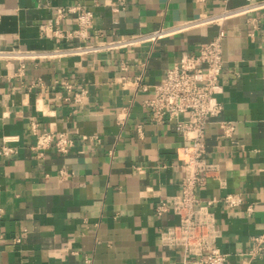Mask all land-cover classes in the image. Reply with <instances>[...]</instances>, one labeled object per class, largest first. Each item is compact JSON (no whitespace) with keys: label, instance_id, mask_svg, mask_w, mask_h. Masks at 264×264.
Here are the masks:
<instances>
[{"label":"crops","instance_id":"obj_1","mask_svg":"<svg viewBox=\"0 0 264 264\" xmlns=\"http://www.w3.org/2000/svg\"><path fill=\"white\" fill-rule=\"evenodd\" d=\"M76 3L94 11L88 39L42 33L59 7ZM245 3L0 0V48L47 50L148 33ZM61 26L76 27L75 14ZM224 27L223 111L206 134L220 179L209 177L198 196L202 203L216 199L210 209L226 264H264V256L248 254L252 236L264 234V8L231 16ZM219 28L206 23L156 42L81 55L0 58V264H192L182 247L161 240V229L177 216L156 211L161 199L181 192L186 141L172 123L153 122L145 100L184 51L197 50ZM65 81L88 89L77 111ZM33 118L42 129L67 131L74 146L35 158ZM219 119L235 123L233 136L222 134ZM6 135L18 138L11 142L18 152L9 156L1 153ZM236 192L243 203L228 207L226 195Z\"/></svg>","mask_w":264,"mask_h":264},{"label":"built area","instance_id":"obj_2","mask_svg":"<svg viewBox=\"0 0 264 264\" xmlns=\"http://www.w3.org/2000/svg\"><path fill=\"white\" fill-rule=\"evenodd\" d=\"M262 8H264V0H246L243 5L235 7L226 5L217 13L185 20L170 27L162 26L148 33L107 40L99 39L96 42L47 50L0 48V58L10 62L12 59L63 57L110 51L147 41L156 42L166 36L206 23L219 24L218 33L211 40L202 42L195 51L182 53L178 62L168 69L165 79L155 86L154 95L146 99L145 103L150 109L153 122L172 123L176 132L186 141L182 147L185 157L182 158L181 192L167 199H161L156 207L159 215L171 210L178 218L175 224L161 229L162 242L166 245L182 247L192 264H226L227 254L217 244L221 230L217 227L215 213L210 209V205L214 204L216 199L212 198L202 203L198 190L206 185L209 177L220 179V165L209 160L207 155L206 134L213 122L211 118L219 117L223 111V103L218 99V94L222 91L220 78L224 66L223 41L227 36L225 20L234 15ZM68 13L75 14L76 27L64 29L61 20ZM93 22L94 11L82 3H76L68 7H59L56 17L43 24L41 31L45 35L85 40L90 36L89 28ZM253 23L255 26L258 25L256 19ZM141 80L142 76L136 79L140 85H142ZM65 85L69 91L75 90L67 99L71 100L73 111H77L84 103L88 89L86 87L74 89L70 81H65ZM128 115L126 109L119 118L121 125L126 123ZM216 122L224 136H233L236 129L233 121L219 119ZM30 125L31 134L35 139L31 146L35 158L43 156L48 148L67 153L74 146L75 141L67 131L42 129L35 118ZM17 139L14 135L4 136L1 153L5 156L17 153V147L11 144ZM60 174L64 176L69 173L62 169ZM243 201L244 196L237 192L229 193L225 197L228 207L238 206ZM248 254L252 260L264 256V234L252 236Z\"/></svg>","mask_w":264,"mask_h":264}]
</instances>
